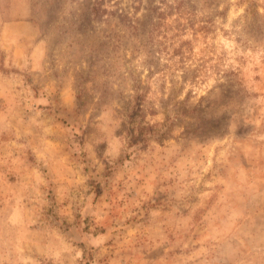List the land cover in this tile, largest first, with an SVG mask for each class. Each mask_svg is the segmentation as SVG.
Returning <instances> with one entry per match:
<instances>
[{
	"label": "rangeland",
	"instance_id": "374dc122",
	"mask_svg": "<svg viewBox=\"0 0 264 264\" xmlns=\"http://www.w3.org/2000/svg\"><path fill=\"white\" fill-rule=\"evenodd\" d=\"M0 264H264V0H0Z\"/></svg>",
	"mask_w": 264,
	"mask_h": 264
}]
</instances>
